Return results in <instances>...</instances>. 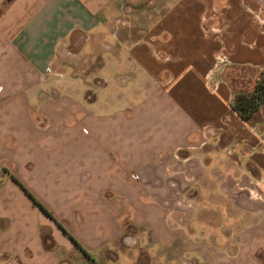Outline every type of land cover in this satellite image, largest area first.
<instances>
[{"label": "crops", "instance_id": "1", "mask_svg": "<svg viewBox=\"0 0 264 264\" xmlns=\"http://www.w3.org/2000/svg\"><path fill=\"white\" fill-rule=\"evenodd\" d=\"M252 1L0 0V264L181 256L166 207L201 179L254 181L259 196L209 185L229 220L193 230L191 264H264V101L241 118L210 73L221 35L249 84L264 67Z\"/></svg>", "mask_w": 264, "mask_h": 264}, {"label": "rangeland", "instance_id": "2", "mask_svg": "<svg viewBox=\"0 0 264 264\" xmlns=\"http://www.w3.org/2000/svg\"><path fill=\"white\" fill-rule=\"evenodd\" d=\"M244 5V10L246 13L251 15L253 18L256 19V17L264 15V0H258L257 2L252 1ZM207 8V7H206ZM223 8V5L221 4L219 7H216V9H212L210 11L211 15H220L221 10ZM202 13L200 15H204V17H207L206 13L208 12L207 9L205 11H201ZM215 13V14H214ZM264 18V16H263ZM120 22H124V20H121ZM264 25V23L262 24ZM204 27V25L202 26ZM208 28V26H206ZM264 31V26L261 28ZM210 30L219 33V35L222 33V31H225V26L223 27L220 24H216L215 26H211ZM205 34H207V31H205ZM222 38V35H221ZM221 38H217V51L215 52V58L213 63H211V71L210 73L215 74L217 77H221L223 80H227L228 83L231 86H235L237 88L240 87H248L250 82L248 81L250 79V74L252 72V69L245 68V67H233L230 68L228 65H225L226 61H222L223 54H224V43ZM184 183L185 187H190L191 183L193 182L192 179L188 178V175L184 176V180L182 181ZM198 189V196H195L192 198L190 195L185 194L181 196H177L173 198V205H168L166 207L165 211V219L168 221V223L172 226L173 230H182L184 233V244L178 245V253L182 252V255L175 254V251H173V254L170 255V251L168 253V259L167 261H164V258H158L156 261L158 264H180V260L183 257V259L186 261L187 264H191L192 257L197 252L196 249H193L196 245L195 240L192 239V236H195L196 234L194 231H201L203 232V236L205 239H208L209 231H212V227H206L208 224V221L217 223L216 227V234L222 235L224 233V230H222L224 224V221L228 219L229 212L225 211L224 208V196L223 195H214L212 194L211 190H207V187L209 185L216 186V189H220L219 191H222L225 187H237L242 190H244L245 194L252 198H258L257 189L255 187L254 181L250 184H245L241 180H235L234 183L230 181V184L227 182L226 185L222 180L217 179H201ZM206 188V189H205ZM227 188V189H228ZM215 189V191H216ZM243 192V193H244ZM212 194V195H211ZM215 200V202L213 201ZM169 204V203H168ZM215 210V213H212V210ZM174 211H178V214ZM209 222V223H211ZM208 230V231H207ZM43 233H46L45 236L47 237L46 242H44L47 246H52V239H50V234L48 231L42 229ZM192 239V240H191ZM198 242V241H197ZM57 245V244H56ZM175 245V244H174ZM203 246V245H199ZM175 246H172L174 248ZM184 247V250H183ZM72 254H67L66 257L60 259L61 264H78V261L74 259ZM86 260V259H85ZM84 260V261H85ZM83 261V262H84ZM112 264V262H109ZM83 264V263H81Z\"/></svg>", "mask_w": 264, "mask_h": 264}, {"label": "trees", "instance_id": "3", "mask_svg": "<svg viewBox=\"0 0 264 264\" xmlns=\"http://www.w3.org/2000/svg\"><path fill=\"white\" fill-rule=\"evenodd\" d=\"M264 101V67L259 69L253 82L248 87L231 86L230 106L243 119H247ZM39 204V203H38ZM40 205V204H39ZM40 207L51 215L42 205ZM76 243V242H75ZM77 246H79L76 243ZM87 256L83 264H95L94 259L82 249Z\"/></svg>", "mask_w": 264, "mask_h": 264}]
</instances>
